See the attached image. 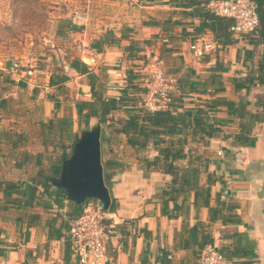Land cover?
<instances>
[{
    "label": "crops",
    "instance_id": "crops-1",
    "mask_svg": "<svg viewBox=\"0 0 264 264\" xmlns=\"http://www.w3.org/2000/svg\"><path fill=\"white\" fill-rule=\"evenodd\" d=\"M183 1L188 0H90L86 9L77 6L72 17H59L83 27L59 36L73 39L76 52L59 48L39 64L25 67L0 53V264H81L68 231L70 201L66 197L60 200L62 206L57 204L61 195L54 184L77 138L73 135L80 122L76 101L92 98L88 75L72 62L82 60L103 82L105 95L119 97L128 90V70L138 74L137 85L144 84L153 55L161 59L166 72L185 79L179 111L223 97L237 103L250 101L247 109L259 112L261 120L242 139L241 120L226 105L208 109L207 121L214 133L205 137L206 143L197 142V150L206 157L200 183L207 185L209 175L217 179L210 204L197 210L192 192L188 200L170 202L164 211L158 194L172 176L147 168L146 158L158 154L152 142L145 148L133 147L117 130L131 106L113 111L111 119L101 124L105 179L112 201L118 203L108 210V258L103 264H199L203 232L214 239L204 248L249 250L254 264H264V110L253 105L264 98V84L242 86L264 56V42L233 32V43L220 44L207 30L201 35L216 45L204 57H195L190 45L200 19L180 13L191 9ZM108 32L120 39L98 49L99 39ZM144 39L151 43H140L141 49L129 55L131 40ZM230 200L238 205L233 212L240 218L235 222L222 218L229 212L221 201ZM175 206L182 208L177 211ZM214 208L221 213L212 212ZM199 222L204 231L197 236L184 230L187 224ZM188 238L190 246L185 245Z\"/></svg>",
    "mask_w": 264,
    "mask_h": 264
},
{
    "label": "trees",
    "instance_id": "trees-1",
    "mask_svg": "<svg viewBox=\"0 0 264 264\" xmlns=\"http://www.w3.org/2000/svg\"><path fill=\"white\" fill-rule=\"evenodd\" d=\"M210 0H188L183 4L186 7H191L189 11L187 9L181 10L180 13L183 16H197L200 19L199 24L194 28L192 33V41L202 38L203 34L207 30H211L213 38L220 44H231L235 38L230 27L234 23V19L231 17L216 15L207 7ZM257 5L259 14V26L256 32L243 33L248 38L253 39L255 42H264V0H254ZM80 25H73L72 19L69 17H61L57 21V36H65L71 31L82 30ZM112 34V33H111ZM110 32L100 38V42L97 44L98 49H102L105 43L118 41V37H109ZM125 37L122 33L121 37ZM205 38V37H204ZM140 43L147 45L151 43V39L131 40L127 46L129 55H133L134 50L139 51L141 49ZM72 66L82 74H87L92 86V98L85 100L79 99L76 101V107L79 112L80 119H89L91 117L98 118L101 124L110 120V114L115 110H120L124 105H130L131 109L128 111V118L121 119L120 126L116 127L118 131L124 133L127 136V142L133 147L145 148L150 142L157 149L158 154L153 158H146L147 168H153L164 173H168L172 176L170 182L162 189L158 194L162 197L164 202V211L168 210L169 203L173 202L177 204L181 199L186 201L189 199L193 192L194 205L198 210L200 206H208L211 198V187L216 182V177L212 175L208 176L207 185L200 183V175L206 164V157L198 152L197 142L206 143V136L212 135L214 127L212 123L207 121L208 109L215 107L219 104H224L228 107L229 111H232L240 118V131L239 136L245 139L258 121H260L259 112H252L247 109V105L251 103L248 100L235 102L223 97H212L206 101V103L197 106L195 108H186L183 111H179V108L183 106V94H184V82L185 79L177 77V89L173 93V101L169 108L149 111L140 106L143 95L147 91V80L145 75V82L143 85H137L135 79L138 74L132 70L127 71V89L119 97H108L105 95V87L103 82L99 81V77L96 73L90 70V67L79 58H75L72 62ZM168 73V72H167ZM169 74V73H168ZM264 84V56L261 58L256 72L249 73L243 79V85L250 87L255 84ZM258 107L264 110V98L254 103ZM74 144H71V151ZM68 152L63 160L71 153ZM185 161V162H184ZM61 169L57 171L55 176L59 177ZM35 188H32L30 194L34 195ZM60 199L56 202L59 206H62L60 200L66 199L67 193L65 190H60ZM72 209L68 210V225L69 220L78 215L85 203L78 205L72 201L69 202ZM118 203L113 200L110 206V210L116 209ZM221 205L227 207L226 215L222 218L224 221L235 222L240 217L237 213L233 212L238 206L233 201H221ZM183 206V205H182ZM182 206H175L173 209L179 211ZM185 216L189 213V207L183 209ZM176 211V212H177ZM220 212L221 210L212 209V212ZM178 215V212L176 213ZM170 216H176L170 213ZM199 225H203L202 222L197 223L194 226L188 224L184 227V230L191 232L192 235L197 236L198 231H204ZM183 230V231H184ZM49 239H51V233H49ZM214 239L208 233L202 234V237L198 243L200 248V254L202 248L208 242H213ZM191 241L187 239L185 245L190 246ZM237 248V247H236ZM230 249L227 251H221L225 258L232 264H254L251 258L248 257L249 250H242L240 253L237 249ZM0 253L2 250L0 249ZM237 258V259H236ZM245 258V259H243ZM200 259V258H199ZM163 264V262H162Z\"/></svg>",
    "mask_w": 264,
    "mask_h": 264
},
{
    "label": "built area",
    "instance_id": "built-area-1",
    "mask_svg": "<svg viewBox=\"0 0 264 264\" xmlns=\"http://www.w3.org/2000/svg\"><path fill=\"white\" fill-rule=\"evenodd\" d=\"M207 7L220 16L231 17L234 23L230 29L234 33L256 32L259 26V14L254 0H210ZM216 45L213 40L204 37L193 41L190 48L197 58L204 57ZM147 91L140 106L149 111H158L170 107L173 93L177 89V77L168 74L157 55L150 57L146 76ZM229 193V190H225ZM56 207V205H54ZM109 209H105L98 198L85 202L83 210L69 220V236L73 250L81 264H103L108 258L106 235L109 224ZM199 264H232L214 245L202 250Z\"/></svg>",
    "mask_w": 264,
    "mask_h": 264
},
{
    "label": "rangeland",
    "instance_id": "rangeland-1",
    "mask_svg": "<svg viewBox=\"0 0 264 264\" xmlns=\"http://www.w3.org/2000/svg\"><path fill=\"white\" fill-rule=\"evenodd\" d=\"M90 0H0V53L19 67L39 64L41 58L59 48L76 52L74 40L56 35L57 21L62 15L72 17L79 6L84 9ZM68 41V42H67ZM37 66V65H36ZM97 119H80L73 135L92 127Z\"/></svg>",
    "mask_w": 264,
    "mask_h": 264
},
{
    "label": "water",
    "instance_id": "water-1",
    "mask_svg": "<svg viewBox=\"0 0 264 264\" xmlns=\"http://www.w3.org/2000/svg\"><path fill=\"white\" fill-rule=\"evenodd\" d=\"M101 133L100 122L81 131L54 184L66 191L69 201L81 205L98 198L105 209H110L112 196L102 162Z\"/></svg>",
    "mask_w": 264,
    "mask_h": 264
}]
</instances>
